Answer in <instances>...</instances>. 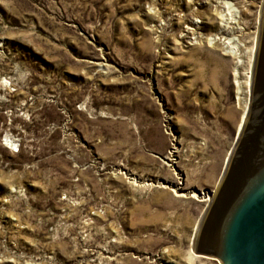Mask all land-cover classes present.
Here are the masks:
<instances>
[{
	"label": "rangeland",
	"instance_id": "1",
	"mask_svg": "<svg viewBox=\"0 0 264 264\" xmlns=\"http://www.w3.org/2000/svg\"><path fill=\"white\" fill-rule=\"evenodd\" d=\"M263 6L0 0V264H220L193 252Z\"/></svg>",
	"mask_w": 264,
	"mask_h": 264
},
{
	"label": "water",
	"instance_id": "2",
	"mask_svg": "<svg viewBox=\"0 0 264 264\" xmlns=\"http://www.w3.org/2000/svg\"><path fill=\"white\" fill-rule=\"evenodd\" d=\"M246 119L195 244L220 264H264V8Z\"/></svg>",
	"mask_w": 264,
	"mask_h": 264
},
{
	"label": "bare ground",
	"instance_id": "3",
	"mask_svg": "<svg viewBox=\"0 0 264 264\" xmlns=\"http://www.w3.org/2000/svg\"><path fill=\"white\" fill-rule=\"evenodd\" d=\"M263 8H264V6H263ZM262 15H263V9H262ZM262 15H261V17H262ZM221 20L225 23V25H221V27H222V30L223 31H226L227 29H226V27H227V25L230 23V24H232V21H230L229 20V18L228 17H225L224 16V14H222V16H221ZM228 27H231L232 29H233V27L232 26H229L228 25ZM260 32H261V29H260ZM259 40H260V35H259V39H258V45H259ZM253 48V47H252ZM255 48V47H254ZM254 51V50H253ZM257 51H258V47H257ZM251 72V71H250ZM251 86L253 87V82H252V84H251ZM250 90H251V93H252V88H249ZM247 107V106H246ZM245 110H246V108H245ZM244 113H245V111H244ZM245 120V118H244V115L242 116V120H241V122L240 123H243V121ZM242 128V125L240 124V127H239V129H241ZM240 134V133H239ZM180 194V193H179ZM181 195H184L183 193L181 194ZM208 199H210V201H212L213 200V198H209V197H207V198H205V200H208ZM195 255H198V254H196L195 252H193ZM198 256H202V255H198ZM205 257V256H204Z\"/></svg>",
	"mask_w": 264,
	"mask_h": 264
},
{
	"label": "built area",
	"instance_id": "4",
	"mask_svg": "<svg viewBox=\"0 0 264 264\" xmlns=\"http://www.w3.org/2000/svg\"><path fill=\"white\" fill-rule=\"evenodd\" d=\"M219 262V261H218ZM220 263V262H219Z\"/></svg>",
	"mask_w": 264,
	"mask_h": 264
}]
</instances>
